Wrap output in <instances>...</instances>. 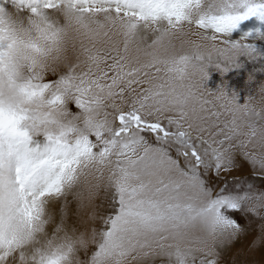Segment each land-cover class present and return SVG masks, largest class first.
<instances>
[{"label": "snow or ice", "instance_id": "1", "mask_svg": "<svg viewBox=\"0 0 264 264\" xmlns=\"http://www.w3.org/2000/svg\"><path fill=\"white\" fill-rule=\"evenodd\" d=\"M252 17L264 0H0V264H222L237 214L264 248V186L227 179L264 174V81L206 86L264 58L231 35Z\"/></svg>", "mask_w": 264, "mask_h": 264}, {"label": "rangeland", "instance_id": "2", "mask_svg": "<svg viewBox=\"0 0 264 264\" xmlns=\"http://www.w3.org/2000/svg\"><path fill=\"white\" fill-rule=\"evenodd\" d=\"M249 31L252 34L248 37V42L254 43L257 49L264 52V21L252 17L242 22L231 35L233 39H239ZM240 63L242 65L240 68L231 69L223 74L215 66H211L206 86L214 91L221 86H226L229 93L236 92L239 95V102L241 103L245 102L249 95H257L259 82L264 81V71L260 70L261 66L264 65V58L249 60L247 57H241ZM250 74L254 76L251 81L249 80ZM238 164L239 167L227 176L229 181L235 176L243 178L257 187L264 186V174H261L257 169H253L243 157L238 158ZM236 218L242 225L247 226L248 231L246 237H240L229 249L222 253V264H264V248L249 247V242L259 233L261 221L243 214H237ZM157 264H159V258H157Z\"/></svg>", "mask_w": 264, "mask_h": 264}]
</instances>
